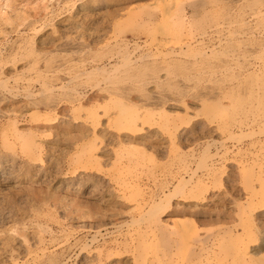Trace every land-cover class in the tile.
Instances as JSON below:
<instances>
[{
	"label": "rangeland",
	"instance_id": "rangeland-1",
	"mask_svg": "<svg viewBox=\"0 0 264 264\" xmlns=\"http://www.w3.org/2000/svg\"><path fill=\"white\" fill-rule=\"evenodd\" d=\"M65 1L67 4H64ZM73 1L0 0V11L4 12L0 15L5 14L7 21L9 15L10 21L15 19L11 21L13 25L0 16V81L6 80L14 94L9 91L0 92L3 95L0 115L6 114L0 117V170L12 174L6 185H0V210L5 209L0 211L3 212L0 213V247L13 249L16 255L6 264H45V258L51 251L50 255L56 253L54 256L58 258L57 264H113L120 258L119 253L124 248L127 251L123 256L129 259L130 264H163L166 259H157L148 252L160 248L167 236L161 229L152 228V224L143 217L160 200L166 204V194L182 178L189 180L187 169L191 175L193 172L196 175L187 182L186 187H197L191 193L189 189H183L185 193L174 196L171 206H165L163 213L158 211V217L168 219L173 216L182 220L189 217L197 230L194 234L203 239L210 237L213 243L206 244L208 247L203 250L201 257L205 264H248L246 258L250 255V248L259 237L251 214L258 211L257 206L261 201L264 202V43L261 42H264V0H202L208 2V5L198 15L195 13L197 17L188 7L189 0H174L161 7L150 6L155 0ZM179 5H185L184 15H192L191 18H180L183 14L179 11ZM13 10L22 16L16 19L19 16ZM9 11L14 13L13 16ZM149 13L153 16H149ZM201 15L207 17L202 18ZM180 19L184 22L181 27ZM41 21L47 22L46 25ZM160 23L168 26L165 25V29L161 25L163 29L158 27ZM124 38L131 47L136 41L139 42L137 49L129 48V51L134 52L133 57L150 54L143 59L148 64L143 67L150 71L143 67L137 68L134 73L139 74L135 75L136 81L133 84L122 81L126 75L122 73L124 70L113 75H121V78L119 75L117 77L120 79L117 83L119 87L133 85L132 95L127 100L107 92V89L114 91V85L102 81L104 76L100 72L94 71L93 74L90 70L91 74L87 71L89 68L94 70L103 58L106 62H123L120 58L124 52L119 55L115 53L120 48L117 44L123 42ZM187 43L193 47L186 48ZM29 45L35 46L36 55L28 54V57L24 53L25 48H31ZM20 47L24 51L21 52ZM183 48L185 52L179 54L183 60L181 66L171 63L169 68L166 65L167 52H180ZM116 49L117 52H113ZM211 49L213 54H210ZM196 61H199L198 64ZM221 64L231 69L225 67V70L223 67V70ZM147 72L152 74L149 76ZM76 74L79 76L77 82L80 80L85 83L90 78L92 82L85 83L87 96L91 98L97 95L96 99L89 100L91 102L86 100L84 105L67 101L64 97V84H68L69 79ZM43 77L50 82L52 89L55 88L53 90L57 98L53 106L40 104L35 109L29 104L27 91L29 89L35 94L40 93V97ZM98 83L102 86H97ZM91 84L95 86L94 89ZM103 87L104 90H101ZM143 92L149 98L143 97ZM125 110L134 112L139 118V128L142 130L135 132L140 134L137 137L140 138L139 142L138 139L132 142L122 139L123 143L119 134L116 136L118 132L115 133L112 126L117 121L114 117ZM52 121L55 124L50 128ZM177 127H187L188 133L180 137ZM16 129L21 134L19 140L13 137ZM86 131L89 133L85 135ZM186 136L187 140L184 139ZM227 137L230 138L227 140ZM25 138L36 141L37 161L32 159V150L23 144ZM215 214L226 216L228 223H211L208 218ZM220 225H231L233 229L223 236V244L218 248L214 243L216 237L213 231ZM172 236L174 239L179 237L178 234ZM226 242L233 248H228L224 244ZM178 243L186 245L185 239ZM234 245L235 251L232 250ZM100 254L103 256L101 262L96 259ZM263 256H256L251 264H258L256 259ZM35 258H38L36 263Z\"/></svg>",
	"mask_w": 264,
	"mask_h": 264
},
{
	"label": "bare ground",
	"instance_id": "bare-ground-1",
	"mask_svg": "<svg viewBox=\"0 0 264 264\" xmlns=\"http://www.w3.org/2000/svg\"><path fill=\"white\" fill-rule=\"evenodd\" d=\"M3 1H5V0H3ZM7 1H10V0H7ZM28 1V0H27ZM43 1V0H42ZM49 1V0H48ZM64 1V0H63ZM75 1V0H74ZM73 1V2H74ZM79 1V0H78ZM174 0H155V1H153L154 3L152 4V5H150V6H157V5H160V7H161V5H166V4H169V3H172ZM11 2H13V1H11ZM30 2V1H29ZM66 2V1H65ZM94 2H95V0H94ZM97 2V1H96ZM150 2V1H149ZM217 2H218V0H217ZM7 3H9V2H7ZM40 3V2H39ZM75 3V2H74ZM36 4V3H35ZM42 4V3H41ZM49 4V3H48ZM64 4H67V2L66 3H64ZM63 4V5H64ZM182 4V3H181ZM5 5V4H4ZM3 5V6H4ZM11 5V4H10ZM34 5V4H33ZM32 5V6H33ZM185 5H187V4H185ZM185 5L184 6H182L181 7V5H179L180 7H178L179 8V11H181V13L183 14V16H181L180 18H182V17H184V18H186V19H188L190 16H192V15H190L189 17H187L186 15H187V13H186V15H184L185 14V12H186V7H185ZM208 5V2H206V1H202V0H189V2H188V7L189 8H191L192 9V11L194 12V16H195V13H196V15H198L199 13H201L202 12V10H205V8H206V6ZM7 6V5H6ZM13 6V5H12ZM25 6V5H24ZM39 6V5H38ZM263 7V6H262ZM261 7V8H262ZM9 8H10V6H9ZM8 8V9H9ZM12 8V7H11ZM15 8V7H14ZM4 9H5V6H4ZM7 9V8H6ZM7 9V10H8ZM19 9V8H18ZM24 9V8H23ZM27 9V8H26ZM38 9V8H37ZM20 10H22V9H20ZM233 10V9H232ZM2 11V10H1ZM0 11V13H2ZM5 11V13H6V10H4ZM14 11V10H13ZM131 11H132V9H131ZM130 11V12H131ZM176 11V10H175ZM174 11V12H175ZM191 11V10H190ZM191 11V12H192ZM222 11V10H221ZM8 12V11H7ZM14 12H16L17 14L16 15H18L19 13H18V11H14ZM30 12V11H29ZM188 12V11H187ZM252 12H254V11H252ZM4 13V12H3ZM2 13V14H3ZM23 13V12H22ZM22 13H20V14H22ZM28 13V12H27ZM48 13V12H47ZM56 13V12H55ZM152 13H154V12H152ZM152 13H149L148 15L150 16V15H152ZM164 13V12H163ZM173 13V12H172ZM189 13V12H188ZM204 13V12H203ZM231 13V12H230ZM1 14V15H2ZM7 14V13H6ZM9 14H12L10 11H9ZM14 14V13H13ZM13 14H12V16H13ZM37 15L39 14V13H36ZM50 14V13H49ZM53 14V11H52V13H51V15ZM80 14V13H79ZM78 14V15H79ZM83 14V13H82ZM89 14V13H88ZM94 14V13H93ZM100 14V13H99ZM128 14V13H127ZM179 14H180V12H179ZM178 14V15H179ZM205 14H207V13H205ZM258 14V13H257ZM0 15V16H1ZM34 15V14H33ZM44 15H46V13L44 14ZM65 15V14H64ZM87 15V14H86ZM154 15H155V13H154ZM173 15V14H172ZM238 15V14H237ZM247 15V14H246ZM4 16H5V14H4ZM4 16H1L2 18L4 17ZM19 17H17L16 16V19H18V18H20L22 15H18ZM35 16V15H34ZM53 16V15H52ZM72 16V15H71ZM80 16V15H79ZM79 16H78V18H79ZM83 17H84V15H82ZM128 16V15H127ZM153 16V15H152ZM174 16V15H173ZM173 16H172V18H173ZM202 16V18L203 17H207V16H203V15H201ZM233 16V15H232ZM0 17V18H1ZM9 17V19H11L10 18V15L8 16ZM7 17V18H8ZM25 17H26V15H25ZM36 17V16H35ZM35 17H33V18H35ZM81 17V16H80ZM195 17H197V16H195ZM200 17V16H199ZM198 17V18H199ZM230 17V16H229ZM5 18V17H4ZM13 18V17H12ZM22 18H24V17H22ZM32 18V17H31ZM40 18H42V17H40ZM86 18V17H85ZM130 18V17H129ZM163 18V17H162ZM171 18V17H170ZM169 18V19H170ZM177 18V17H176ZM191 18V17H190ZM225 18H228V17H225ZM232 18V17H231ZM6 19V18H5ZM4 19V20H5ZM8 19V21H10ZM43 19V18H42ZM75 19H76V17H75ZM122 19V18H121ZM124 19H126V18H124ZM164 19V18H163ZM195 19V18H194ZM200 19V18H199ZM198 19V20H199ZM205 19V18H204ZM4 20H3V23H5L4 22ZM15 20V19H14ZM13 20V21H14ZM20 20V19H19ZM22 20V19H21ZM20 20V21H21ZM25 20V19H24ZM32 20V19H31ZM50 20V19H49ZM49 20H47V21H49ZM53 20V19H52ZM71 20V19H70ZM70 20H68V21H70ZM82 20H83V18H82ZM120 20V19H119ZM153 20V19H152ZM151 20V21H152ZM155 20H156V18H155ZM162 20V19H161ZM172 20V19H171ZM177 20V19H176ZM178 20H179V16H178ZM177 20V24H179L180 22ZM181 20V19H180ZM184 20V19H183ZM227 20H229V19H227ZM6 21H7V19H6ZM7 21V22H8ZM12 21V20H11ZM10 21V24L13 22H11ZM26 21V20H25ZM30 21V20H29ZM34 22H35V19L33 20ZM44 21H46V20H44ZM75 21V20H74ZM96 21V20H95ZM174 21V20H173ZM185 21V20H184ZM187 21V20H186ZM201 21V20H200ZM206 22H207V20H205ZM233 21V20H232ZM240 21V20H239ZM0 22L2 23V21H1V19H0ZM6 22V23H7ZM42 22V21H41ZM52 22V21H51ZM64 22V21H63ZM78 22H79V20H78ZM82 22V21H81ZM153 22V21H152ZM163 22V21H162ZM175 22V21H174ZM173 22V24H175V25H177L176 23H174ZM183 21L181 20V24H180V27H181V25L184 23H182ZM196 22V21H195ZM205 22V23H206ZM234 22V21H233ZM238 22V21H237ZM243 22V21H242ZM0 23V24H1ZM9 23V22H8ZM7 23V24H8ZM15 23V22H14ZM23 23V22H22ZM21 23V24H22ZM25 23V22H24ZM26 23H27V21H26ZM25 23V24H26ZM33 23V22H32ZM31 23V24H32ZM43 24H45L46 25V23H44V22H42ZM48 23H50V22H48ZM65 23H66V21H65ZM68 23V22H67ZM90 23V22H89ZM13 24V23H12ZM35 24V23H34ZM39 24H40V22H39ZM51 24V23H50ZM196 24V23H195ZM247 24H249V23H247ZM9 25V24H8ZM14 25V24H13ZM13 25H12V27H13ZM15 25H17V24H15ZM19 25V24H18ZM27 25V24H26ZM37 25V24H36ZM44 25V26H45ZM69 25V24H68ZM115 25H117V24H115ZM162 24L160 23V24H158V27L159 26H161ZM166 24H164V25H162L163 27L165 26ZM199 25V24H198ZM205 25H207V24H205ZM204 25V26H205ZM218 25V24H217ZM232 25H233V23H232ZM2 26V25H1ZM10 26V25H9ZM21 26V25H20ZM24 26V25H23ZM42 26V25H41ZM161 26V27H162ZM166 26H168V25H166ZM166 26H165V29H166ZM200 26V25H199ZM215 26V25H214ZM253 26V25H252ZM11 27V26H10ZM15 27V26H14ZM28 27L30 28V25H28ZM38 27V26H37ZM59 27V26H58ZM113 27H115V26H113ZM162 27V28H163ZM206 27V26H205ZM230 27V26H229ZM247 27V26H246ZM27 28V27H26ZM45 28V27H44ZM116 28V27H115ZM179 28V27H178ZM183 28V27H182ZM223 28V27H222ZM235 28V27H234ZM244 28V27H243ZM253 28V27H252ZM23 29V28H22ZM21 29V30H22ZM43 29V28H42ZM70 29V28H69ZM164 29V28H163ZM198 29V28H197ZM229 29V28H228ZM246 29V28H245ZM4 30V29H3ZM18 30V29H17ZM17 30H15V31H17ZM28 30V29H27ZM30 30V29H29ZM14 31V32H15ZM54 31V30H53ZM86 31V30H85ZM164 31V30H163ZM213 31V30H212ZM216 31V30H215ZM219 31V30H218ZM12 32V31H11ZM22 32V31H21ZM26 32V31H25ZM33 32H35L34 31V28H33ZM89 32V31H88ZM156 32H157V30H156ZM165 32V31H164ZM169 32V31H168ZM203 32V31H202ZM217 32V31H216ZM18 33V32H17ZM95 33V32H94ZM219 33V32H218ZM228 33V32H227ZM235 33V32H234ZM233 33V34H234ZM11 34V33H10ZM36 34V33H35ZM63 34V33H62ZM157 34V33H156ZM168 34V33H167ZM202 34H205V32H203ZM222 34V33H221ZM241 34V33H240ZM245 34V33H244ZM261 34V33H260ZM82 35V34H81ZM201 35V34H200ZM215 35V34H214ZM225 35V34H224ZM232 35V34H231ZM253 35V34H252ZM152 36V35H151ZM233 36V35H232ZM18 37H20V36H18ZM17 37V38H18ZM25 37H27V36H25ZM62 37V36H61ZM89 37V36H88ZM213 37V36H212ZM218 37V36H217ZM229 37H231V36H229ZM16 38V37H15ZM67 38V37H66ZM155 38H157L156 37V35H155ZM250 38V37H249ZM22 39H24V38H22ZM27 39H28V37H27ZM31 39V38H30ZM153 39V38H152ZM162 39V38H161ZM164 39V38H163ZM167 39V38H166ZM231 39H232V37H231ZM259 40H260V37L258 38ZM19 40V39H18ZM43 40V39H42ZM69 40V39H68ZM157 40V39H156ZM155 40V41H156ZM239 40V39H238ZM262 40V39H261ZM260 40V41H261ZM264 40V39H263ZM9 41V40H8ZM30 41V40H29ZM29 41H27L28 42V44H30L29 43ZM32 41V40H31ZM35 41V40H34ZM33 41V42H34ZM44 41H45V39H44ZM44 41H43V43H44ZM122 41V40H121ZM136 41V40H135ZM228 41V40H227ZM169 42V41H168ZM226 42V41H225ZM232 42V41H231ZM241 42V41H240ZM262 43H264L263 41H261ZM17 43V42H16ZM25 43V42H24ZM35 43V42H34ZM39 43V42H38ZM42 43V42H41ZM42 43V44H43ZM139 42L138 41H136L135 43H133L132 44V47H134V49H137L138 47H139V44H138ZM153 43H154V40H153ZM210 43V42H209ZM157 44V43H156ZM163 44V43H162ZM34 45V44H33ZM32 45V46H33ZM52 45V44H51ZM230 45V44H229ZM25 47L27 46V45H24ZM30 46V45H29ZM116 46V45H115ZM117 46H119L120 48H118L119 49V51L117 52V49H116V51H114L113 50V52H117V53H115L116 55H119V54H121L122 52H124V54H122L123 55V57L121 56V58L120 59H123V62H121L120 63V61H118V60H115L114 61V63H112L110 60H108L107 62L106 61H104L103 59H101V56L99 57L101 60L100 61H102V63H100L99 65H97V66H95L94 67V70L93 69H90L89 68V70H87V71H90V70H92V72H93V74H94V71H97L98 73L100 72L101 73V76L103 75L104 77L101 79L102 81H105V82H109V84H112V85H114V91H112V90H109V89H107V92H109V94H115V96L116 95H118V96H121L122 98H124V99H128L129 98V96L130 95H132L131 94V92H132V89L134 88H132V86L133 85H129V86H125L124 85V87L123 86H121V87H119L118 86V80H120L119 78H117L118 77V75L120 76V78H121V75L120 74H118L117 76H113V75H115V74H117L120 70H124V72H122V73H126V75H125V77L123 78V80L122 81H125L126 83H129V84H133L135 81H136V78H135V75H137V74H139V73H134V71H136V69L138 68L139 69V67L141 68V67H143V65H145V67H147V65L144 63V58H145V56L147 57L148 55H150V54H146V55H144V53L143 54H141L140 56H138V57H133L132 56V54L134 53L133 51H129V48L131 47V45H130V43L128 42V40L126 41L125 40V38H124V40H123V42H121L119 45L117 44ZM158 46V45H157ZM163 46V45H162ZM184 46V45H183ZM221 46V45H220ZM223 46H225V45H223ZM13 47V46H12ZM11 47V48H12ZM28 47V46H27ZM31 47V46H30ZM34 47L35 46H33V47H31L30 49H28L27 48V50H26V48H25V51L26 52H24V53H26V55L29 57L31 54H34L35 53V50H34ZM77 47V46H76ZM131 47V48H132ZM190 48V47H193V45H191V43H187V46H186V48ZM10 48V49H11ZM21 48V52H22V47H20ZM46 48V47H45ZM67 48V47H66ZM75 48V47H74ZM201 48V47H200ZM234 48H236V47H234ZM17 49V48H16ZM62 49V48H61ZM80 49V48H79ZM79 49H77L76 48V50H79ZM81 49H82V47H81ZM109 49V48H108ZM202 49V48H201ZM230 49V48H229ZM246 49V48H245ZM9 50V49H8ZM175 50V49H174ZM180 50V49H179ZM235 50V49H234ZM238 50V49H237ZM14 51V50H13ZM20 51V50H19ZM24 51V50H23ZM213 49H211L210 50V54L212 53L213 54ZM220 51V50H219ZM222 51V50H221ZM225 51V50H224ZM233 51V50H232ZM231 51V52H232ZM18 52V51H17ZM57 52V51H56ZM76 52H78V51H76ZM110 52V51H109ZM109 52H107V53H109ZM183 52H185L184 51V48H183V50L181 51L180 50V52L178 51H175V52H171L170 51V54H168V52H167V56H168V58H167V60L168 61H166V65H170V66H172V64L171 63H173V64H175L176 66H181V64H182V62H183V60L181 61V59H180V56H179V54H181V53H183ZM203 52V51H202ZM214 52H215V50H214ZM235 52V51H234ZM241 52V51H240ZM244 52V51H243ZM0 53H1V51H0ZM37 53V52H36ZM36 53H35V55H36ZM107 53H105V54H107ZM161 53V52H160ZM187 53V52H186ZM204 54H205V52H203ZM222 53V52H221ZM220 53V54H221ZM224 53V52H223ZM242 53V52H241ZM7 54V53H6ZM15 54H17L16 52H15ZM28 54H30V55H28ZM63 54V53H62ZM74 54V53H73ZM111 54V53H110ZM200 55H201V53H199ZM198 54V55H199ZM225 54V53H224ZM247 54V53H246ZM9 55V54H8ZM11 55V54H10ZM18 55V54H17ZM16 55V56H17ZM22 55V54H21ZM25 55V56H26ZM97 55V54H96ZM102 55H104V54H102ZM112 55V57H113V55L114 54H111ZM183 55V54H182ZM194 55H196V54H194ZM206 55H208V54H206ZM226 55V54H225ZM115 56V55H114ZM157 56H158V54H157ZM203 56H205V55H203ZM224 56V55H223ZM7 57V56H6ZM10 57V56H9ZM21 57V56H20ZM24 57V56H23ZM33 57V56H32ZM116 57V56H115ZM151 57H155V56H151ZM150 57V58H151ZM194 57V56H193ZM200 57V56H199ZM236 57V56H235ZM243 57V56H242ZM262 57V56H261ZM2 58H3V56H2ZM8 58V57H7ZM14 58H15V55H14ZM34 58V57H33ZM106 58V57H105ZM148 58V57H147ZM183 58V57H182ZM192 58V57H191ZM219 58V57H218ZM231 58V57H230ZM17 59V58H16ZM16 59H13V60H16ZM19 59V58H18ZM97 59V58H96ZM203 59V58H202ZM206 59V58H205ZM225 59V58H224ZM238 59V58H237ZM237 59H235V60H237ZM34 60H35V58H34ZM87 60V59H86ZM148 60V59H147ZM151 60V59H150ZM165 60H166V58H165ZM207 60V59H206ZM79 61V60H78ZM186 61V60H185ZM200 61V60H199ZM198 61V62H199ZM221 61V60H220ZM244 61V60H243ZM51 62V61H50ZM97 62V61H96ZM197 62V61H196ZM198 62H197V64H198ZM202 62H203V60H202ZM210 61H208V63H209ZM246 62V61H245ZM12 63V62H11ZM82 63V62H81ZM97 63H99V61L97 62ZM147 63V62H146ZM153 63V62H152ZM163 63V62H162ZM186 65H189V64H187V62H184ZM192 63V62H191ZM194 63V62H193ZM192 63V64H193ZM203 63H205V62H203ZM206 63H207V61H206ZM239 63V62H238ZM3 64V63H2ZM7 64V63H6ZM30 64V63H29ZM96 64V63H95ZM156 64V63H155ZM180 64V65H179ZM3 65H5V64H3ZM80 65V64H79ZM84 65V64H83ZM184 65V64H183ZM222 65V64H221ZM220 65V67L224 70V68L226 67V68H228V65H222L221 66ZM233 65V64H232ZM235 65V64H234ZM237 65V64H236ZM258 65V64H257ZM263 65V64H262ZM92 66V65H91ZM151 66H153V64L152 65H150V67ZM170 66H169V68H170ZM145 67H143L144 68V70H148V68H145ZM150 67H149V69H150ZM158 67V66H157ZM161 67V66H160ZM165 67V66H164ZM164 67H163V69H164ZM191 67V66H190ZM190 67H188V68H190ZM193 68H194V66H192ZM218 67H219V65H218ZM224 67V68H223ZM229 67H231V66H229ZM82 68V67H81ZM93 68V67H92ZM187 68V67H186ZM221 68H220V70H221ZM226 68H225V70H226ZM243 68V67H242ZM0 69H1V67H0ZM78 69H80V68H78ZM137 69V70H138ZM157 69V68H156ZM181 69V68H180ZM179 69V70H180ZM211 69V68H210ZM228 69H231V68H228ZM259 69H262V68H259ZM81 70V69H80ZM83 70V69H82ZM155 70V69H154ZM165 70V69H164ZM168 70V69H167ZM202 70V69H201ZM38 71V70H37ZM79 71V70H78ZM84 71H85V69H84ZM86 71V72H87ZM141 71V70H140ZM140 71H138V72H140ZM148 71H150V70H148ZM160 71V70H159ZM197 71V70H196ZM205 71V70H204ZM233 71V70H232ZM237 71V70H236ZM64 72H66V71H64ZM86 72H84L83 74H86ZM91 72V71H90ZM92 72H91V74H92ZM142 72V71H141ZM146 72V71H145ZM145 72L143 73V74H145ZM152 72H155V71H152ZM195 72V71H194ZM208 72V71H207ZM217 72V71H216ZM237 72H240V71H237ZM2 73V72H1ZM47 73V72H46ZM81 73H82V71H81ZM81 73H77V74H80L81 75ZM89 73V72H88ZM119 73H121V72H119ZM190 73V72H189ZM192 73V72H191ZM221 73V72H220ZM75 75L74 77H71V79H69L70 81H68V80H66V81H68V84L67 83H65L64 84V86H65V98L66 99H68L67 101H70L71 103H76V104H78V105H84L83 104V102L84 101H86V100H91V99H93V98H95L96 99V97L95 96H97V95H94V97H91V98H89L88 96H87V86H85V83L87 82V81H91L90 80V78H88L89 80H86L85 81V83L82 81V82H77V78L79 77L78 75ZM90 74V73H89ZM141 74V73H140ZM142 74V75H143ZM146 74H148V72L146 73ZM150 74H152V73H150ZM150 74H148L149 76H150ZM164 74V73H163ZM209 74V73H208ZM247 74V73H246ZM100 75V74H99ZM98 75V76H99ZM156 75V74H155ZM172 75V74H171ZM177 75V74H176ZM197 75V74H196ZM4 76V75H3ZM66 76H68V75H66ZM78 76V77H77ZM144 76V75H143ZM148 76V77H149ZM168 76V75H167ZM200 76V75H199ZM233 76V75H232ZM2 77V76H1ZM89 77H90V75H89ZM100 77V76H99ZM141 77V76H140ZM145 77V76H144ZM143 77V78H144ZM147 77V78H148ZM198 77V76H197ZM214 77V76H213ZM220 77V76H219ZM7 78V77H6ZM14 78V77H13ZM35 78V77H34ZM80 78H81V76H80ZM93 78V77H92ZM95 78V77H94ZM146 78V79H147ZM150 78H153V77H150ZM184 78V77H183ZM211 78V77H210ZM217 78V77H216ZM19 79H20V77H19ZM97 79V78H96ZM139 79V78H138ZM145 79V78H144ZM156 79V78H155ZM188 79V78H187ZM240 79V78H239ZM10 80V79H9ZM94 80V79H93ZM101 80H96L97 82H101ZM142 80V79H141ZM184 80H186V79H184ZM183 80V81H184ZM193 80V79H192ZM207 80V79H206ZM237 80V79H236ZM6 81V80H5ZM4 80L3 81H0V92L2 91H4L5 93L6 92H10V93H12L13 94V92H12V90H10V88H8V86H7V83L5 82ZM17 81V80H16ZM65 81V82H66ZM96 81H93L94 83L96 82ZM137 81H139V80H137ZM145 81V80H144ZM148 82H150L151 81V79H150V81L149 80H147ZM158 81H159V79H158ZM226 81H228V80H226ZM251 81V80H250ZM25 82V81H24ZM33 82V81H32ZM39 82V81H38ZM92 82V81H91ZM104 82V83H105ZM152 82V81H151ZM187 82V81H186ZM192 82V81H191ZM240 82V81H239ZM40 83V82H39ZM50 82H47V80L43 77L42 78V92H41V96L39 97V94L40 93H37L36 92V94L35 93H33L32 91H30L29 89H28V91H27V94H28V96H29V104L32 106V107H35V109H36V107H38V106H40V104H45L44 106H48V107H51V106H53V103L56 101L55 100V97L57 96V94L56 93H54V90L53 89H55L54 87H53V89H52V86H51V84H49ZM103 83V84H104ZM138 84H139V82H137ZM136 83V84H137ZM141 83V82H140ZM9 84V83H8ZM11 84V83H10ZM37 84V83H36ZM87 84H89V83H87ZM138 84H137V86H138ZM144 84L146 85V82H144ZM154 84V83H153ZM160 84V83H159ZM179 84V83H178ZM259 84V83H258ZM12 85V84H11ZM101 85V83H98L97 84V86H100ZM105 85V84H104ZM108 85V84H107ZM117 85V86H116ZM119 85H120V81H119ZM122 85V84H121ZM141 85H143L142 83L140 84V86ZM144 85V86H145ZM173 85V84H172ZM199 85V84H198ZM220 85V84H219ZM57 86V85H56ZM85 86V87H84ZM91 86H92V89H94V87L95 86H93L92 84H91ZM102 86V85H101ZM179 86V85H178ZM228 86V85H227ZM235 86H237V84L235 85ZM63 87V86H62ZM82 87H84V88H82ZM105 87V86H104ZM104 87H103V89L101 88V90H104ZM107 87V86H106ZM105 87V88H106ZM110 87H112V86H110ZM146 87V86H145ZM221 87V86H220ZM241 87V86H240ZM100 88V87H99ZM141 88H142V86H141ZM185 88V87H184ZM11 89H12V87H11ZM90 90H92L91 88H89ZM146 89V88H145ZM166 89V88H165ZM235 89V88H234ZM17 90V89H16ZM15 90V91H16ZM64 90V89H63ZM100 90V91H101ZM147 90V89H146ZM182 90V89H181ZM188 90V89H187ZM14 91V92H15ZM62 91V90H61ZM134 91V90H133ZM143 91V90H142ZM177 91V90H176ZM175 91V92H176ZM189 91V90H188ZM1 92V93H2ZM3 92V93H4ZM8 92V93H9ZM23 92V91H22ZM93 92V91H92ZM0 93V101L2 100V94ZM89 93H91V92H89ZM88 93V94H89ZM137 93V92H136ZM201 93V92H200ZM205 93V92H204ZM11 94V95H12ZM103 94V93H102ZM141 94H144V92L143 93H141ZM145 94H146V92H145ZM144 94V96L143 97H148L149 98V96H147V94L145 95ZM241 94V93H240ZM8 95V94H7ZM14 95V94H13ZM134 95V94H133ZM139 95V94H138ZM137 95V96H138ZM212 95V94H211ZM23 96V95H22ZM101 96V95H100ZM157 96V95H156ZM160 96V95H159ZM166 96V95H165ZM169 96V95H168ZM184 96V95H183ZM195 96V95H194ZM201 96V95H200ZM26 97V96H25ZM3 98H5V97H3ZM19 98V97H18ZM57 98V97H56ZM98 98V97H97ZM160 98V97H159ZM167 98V97H166ZM137 99V98H136ZM150 99H152V98H150ZM181 99V98H180ZM99 100V99H98ZM141 100V99H140ZM146 100V99H145ZM154 100H156V99H154ZM167 100V99H166ZM169 100V99H168ZM174 100V99H173ZM177 100V99H176ZM130 101H132V100H130ZM143 101V100H142ZM148 101V100H147ZM147 101H146V103H147ZM149 101H151V100H149ZM158 101V100H157ZM87 102V101H86ZM89 102H91V101H89ZM137 102V101H136ZM153 102V101H152ZM166 102V101H165ZM0 103H2V102H0ZM140 103V102H139ZM142 103V102H141ZM149 103V102H148ZM155 103V102H154ZM70 104V103H69ZM126 104V103H125ZM143 104V103H142ZM144 104H145V102H144ZM15 105V104H14ZM137 105V104H136ZM141 105V104H140ZM146 105V104H145ZM140 107H143V106H140ZM23 108V107H22ZM111 108V107H110ZM10 109H12V108H10ZM17 109V108H16ZM29 110V109H28ZM55 111H56V109H55ZM1 112V111H0ZM23 112V111H22ZM28 114V113H27ZM6 115V114H5ZM5 115H3V114H1L0 115V117H3V116H5ZM10 118V117H9ZM7 119V118H6ZM114 119H116L117 121L114 123V124H112V126H113V128H114V131H115V133L116 132H118V133H116V136L118 135L119 137H121V140L123 139H126V140H129V142H132V141H135L136 139H138V142L140 141V138H137L138 136H140V134L139 135H137L135 132H137V131H140V130H142V129H140L139 128V118L137 117V115L134 113V112H132V111H123V112H120L118 115H117V117H114ZM251 119V118H250ZM94 121V120H93ZM199 121V120H198ZM57 123V122H56ZM89 123V122H88ZM53 124H55V122H51L50 123V128H51V125L53 126ZM192 124V123H191ZM205 124V123H204ZM63 125V124H62ZM80 125V124H79ZM193 125H197V124H193ZM193 125H192V127H193ZM244 125V124H243ZM1 126V125H0ZM49 126V125H48ZM85 126V125H84ZM242 126V125H241ZM263 126H264V124H263ZM77 127V126H76ZM80 127H83V126H80ZM87 127V126H86ZM144 127V126H143ZM205 127V126H204ZM246 127V126H245ZM79 128V127H78ZM78 128H75V129H78ZM23 129V128H22ZM84 129H86V128H84ZM87 129H89L90 130V128H87ZM18 129H16V133H14V135H13V137H14V139H16V140H19V138L21 137V134H19V132L17 131ZM38 130V129H37ZM48 130V129H47ZM97 130V129H96ZM147 130V129H146ZM55 131V130H54ZM68 131V130H67ZM83 132L85 131V130H82ZM92 131V130H91ZM157 131V130H156ZM177 131H178V135H180V137H183V136H185L187 133H188V128L187 127H177ZM256 131V130H255ZM81 132V131H80ZM80 132H79V134H80ZM87 132L88 131H86V133H85V135L87 134ZM104 132V131H103ZM62 133V132H61ZM74 133V132H73ZM89 133V132H88ZM155 133V132H154ZM159 133V132H158ZM233 133V132H232ZM81 134H82V132H81ZM141 134H143V133H141ZM193 134V133H192ZM192 134H190V135H192ZM195 134V133H194ZM66 135V134H65ZM85 135H83V136H85ZM106 135H108V134H106ZM157 135V134H156ZM244 135V134H243ZM249 135V134H248ZM261 135V134H260ZM75 136V135H74ZM81 136V135H80ZM111 136V135H110ZM115 136V137H116ZM160 136V135H159ZM195 136V135H194ZM235 136V135H234ZM77 137H78V135H77ZM77 137H75V138H77ZM109 137V136H108ZM112 137V136H111ZM152 137V136H151ZM155 136L153 135V138H154ZM190 137V136H189ZM221 137V136H220ZM74 138V137H73ZM72 138V139H73ZM82 138V137H81ZM117 138V137H116ZM157 138V137H156ZM186 138V139H185ZM187 136L186 137H184V139L185 140H187ZM230 137H227L226 139L228 140ZM65 139V138H64ZM80 139V138H79ZM108 139V138H107ZM142 139V138H141ZM144 139V138H143ZM160 139V138H159ZM174 139V138H173ZM196 139V138H195ZM210 139V138H209ZM232 139V138H231ZM24 140V142H23V144L26 146V147H28V148H30L31 150H32V159L33 160H38V157H36V149L38 148V145H37V143H36V141L34 140V139H23ZM114 140H116V139H114ZM122 140V141H123ZM125 140V141H126ZM147 140H148V138H147ZM157 140V139H156ZM164 140V139H163ZM179 140H181L180 138H179ZM224 140V139H223ZM235 140V139H234ZM238 140V139H237ZM59 141V140H58ZM76 141V140H75ZM160 141V140H159ZM184 141V140H183ZM108 142H109V139H108ZM112 142V141H111ZM119 142V141H118ZM151 142H152V138H151ZM155 142V141H154ZM186 142V141H185ZM192 142V141H191ZM74 143V142H73ZM110 143V142H109ZM123 143H124V141H123ZM143 143H150V142H143ZM224 143V142H223ZM111 144V143H110ZM152 144V143H151ZM155 144V143H154ZM52 145V144H51ZM147 145V144H146ZM158 145V144H157ZM54 146V145H53ZM57 146V145H56ZM225 146V145H224ZM151 147V146H150ZM161 147V146H160ZM159 147V148H160ZM163 147V146H162ZM222 147V146H221ZM105 148V147H104ZM149 148V147H148ZM152 148V147H151ZM154 148H156L155 146H154ZM264 148V147H263ZM51 149H53V148H51ZM106 149V148H105ZM158 149V148H157ZM207 149V148H206ZM153 150V149H152ZM204 150V149H203ZM210 150V149H209ZM208 150V151H209ZM183 152V151H182ZM219 152V151H218ZM97 154V153H96ZM193 154V153H192ZM212 154V153H211ZM225 154V153H224ZM202 155V154H201ZM203 155H205V154H203ZM104 156V155H103ZM220 156V155H219ZM45 157V156H44ZM163 157V156H162ZM221 157V156H220ZM109 158V157H108ZM191 158H193L192 156H191ZM202 158V157H201ZM16 159V158H15ZM189 159V158H188ZM103 160V159H102ZM125 160V159H124ZM134 160V159H133ZM207 160V159H206ZM206 160H205V162H206ZM1 161V160H0ZM20 161V160H19ZM225 161V160H224ZM5 163V162H4ZM36 163V162H35ZM105 163V162H104ZM184 164V163H183ZM191 164V163H190ZM224 164V163H223ZM8 165V164H7ZM6 165V166H7ZM13 165V164H12ZM2 166V165H1ZM27 166V165H26ZM202 166V165H201ZM200 166V167H201ZM9 168H10V166H9ZM5 169V168H4ZM24 169V168H23ZM203 169V168H202ZM8 170V169H7ZM185 171V170H184ZM198 171V170H197ZM209 171V170H208ZM93 172V171H92ZM177 172V171H176ZM226 172V171H225ZM17 173V172H16ZM186 173L189 175V180L187 179H185V178H182V180H180L179 181V183H178V185L177 186H175V188L173 189V190H170L169 191V193L168 194H166L167 195V199L168 200H165V203L166 204H164L162 201L163 200H160L161 202H158L155 206L154 205H152L153 206V208H152V210L151 211H149L147 214L146 213H144V214H146L145 215V217H143V218H145L146 219V221L147 222H150L152 225L151 226H153L152 228H158V229H161L162 231H163V233L167 236V238H166V236L164 235V238H166V241L163 243V245L160 247V248H156V249H153L152 251H149L148 252V254H150L152 257H155V258H161V259H166V261L163 263V264H205L202 260H204V259H201V257H202V252H203V250L204 249H206L208 246L206 245V244H208V243H213V240L210 238V237H207V238H205V239H203V238H201V237H199V235H197L196 233L194 234V232H196L197 230H196V228H195V225H194V222H191L190 221V218L188 217V218H186V219H183L182 220V218L180 219V218H174L173 216H171V217H169L168 219H163V218H161L160 216L158 217V213L159 212H162V210L164 209V207L166 206V207H170L171 206V202H172V200H173V198H174V196H178V194L179 193H185V191H183V189L184 190H186V188H187V191H188V189H189V193H191V192H193L192 190H194L195 189V187H197L196 185L195 186H191V187H186L187 185L186 184H188L187 182H190V180H192L193 179V177H194V175H196V174H194V172H193V175H191L190 173H189V171H188V169L186 170ZM230 173V172H229ZM253 174V173H252ZM71 175V174H70ZM95 177V176H94ZM11 178H12V174H11V172L10 171H7V172H5V171H3V170H0V185L2 186V185H6L10 180H11ZM228 178V177H227ZM226 178V179H227ZM213 179V178H212ZM182 182V183H181ZM167 183V182H166ZM169 183V182H168ZM256 183V182H255ZM170 184H171V182H170ZM232 184V183H231ZM218 185V184H217ZM230 186V185H229ZM5 187V186H4ZM95 187V186H94ZM98 187V186H97ZM228 187V186H227ZM231 187V186H230ZM229 187V188H230ZM1 188V187H0ZM234 188V187H233ZM2 189V188H1ZM77 190V189H76ZM231 190V189H230ZM7 191V190H6ZM75 191V190H74ZM186 191V192H187ZM233 191V190H232ZM77 192V191H76ZM107 192V191H106ZM168 192V191H167ZM187 192V193H188ZM224 192V191H223ZM79 193V192H78ZM91 193V192H90ZM112 193V192H111ZM164 193V192H163ZM86 194V193H85ZM212 194V193H211ZM221 194V193H220ZM15 195V194H14ZM180 195V194H179ZM104 196V195H103ZM216 196V195H215ZM111 197V196H110ZM207 197V196H206ZM212 197H213V195H212ZM4 198V197H3ZM2 199V198H1ZM5 199V198H4ZM104 199H105V197H104ZM214 199V198H213ZM251 199V198H250ZM116 200V199H115ZM114 200V201H115ZM208 200H209V198H208ZM2 201H3V199H2ZM5 201V200H4ZM24 201V200H23ZM72 201V200H71ZM210 201V200H209ZM6 202V201H5ZM213 202V201H212ZM250 202V201H249ZM248 202V203H249ZM258 202H259V200H258ZM4 203V202H3ZM70 203V202H69ZM81 204V203H80ZM102 204V203H101ZM164 204V205H163ZM192 204V203H191ZM244 204V203H243ZM183 205V204H182ZM250 205V204H249ZM180 206V205H179ZM185 206V205H184ZM184 206H182V207H184ZM0 207H1V205H0ZM2 207H3V205H2ZM10 207V206H9ZM190 207H194V206H190ZM177 208V207H176ZM215 208V207H214ZM3 209V208H2ZM1 209V210H2ZM150 209V208H149ZM188 209H189V207H188ZM191 209H195V208H191ZM190 209V210H191ZM238 209V208H237ZM0 210V211H1ZM3 210H5V209H3ZM180 210V209H179ZM181 210L183 211V209L181 208ZM180 210V211H181ZM185 210H186V208H185ZM189 210V211H190ZM202 210V209H201ZM257 210L258 211H253L252 212V218H253V220H254V223H255V226H256V231H257V234H259V237H257L256 238V240H255V245L254 246H252L251 248H250V255H248V258H246V260L248 261V264H251V261L252 260H254V258H256V256H258V255H260V254H264V202L263 201H261L260 203H259V206H257ZM159 211V212H158ZM192 211V210H191ZM204 211V210H203ZM245 211V210H244ZM10 212V211H9ZM177 212V211H176ZM213 212V211H212ZM211 212V213H212ZM1 214L3 213V212H0ZM163 213V212H162ZM172 213V212H171ZM182 213V212H181ZM196 213V212H195ZM214 213V212H213ZM77 214H79V213H77ZM154 214H158L157 215V218L156 217H154ZM177 214H179V213H177ZM249 213H247V215H248ZM143 215V214H142ZM155 215V216H156ZM161 215V214H160ZM183 216V215H182ZM185 216V215H184ZM78 217V216H77ZM109 217V216H108ZM226 217V216H225ZM225 217H223V216H221L220 214H215V215H211V217H209L208 218V220L211 222V223H217V224H221L222 222H226V223H228L226 220H225ZM247 217V216H246ZM246 217H245V219H246ZM7 218V217H6ZM135 218V217H134ZM205 218H207V217H205ZM90 219V218H89ZM136 219V218H135ZM140 219V218H139ZM194 219V218H193ZM227 219V218H226ZM153 220V221H152ZM229 220V219H228ZM193 221V220H192ZM205 221V220H204ZM241 221V220H240ZM239 223V222H238ZM238 223H236V225H238ZM249 223V222H248ZM205 224V223H204ZM211 225V224H210ZM248 225V224H247ZM131 226V225H130ZM181 227V228H180ZM199 227H200V225H199ZM93 228V227H92ZM99 228V227H98ZM179 228H180V230H179ZM217 228V227H216ZM235 228V227H234ZM233 228H232V226L231 225H225V226H222V225H220L219 227H218V229L217 230H214L213 232L215 233V241H214V243L217 245V247L218 248H220V246L223 244V239H224V237L229 233V231L230 230H232ZM236 229V228H235ZM234 229V230H235ZM239 229V228H238ZM18 231V230H17ZM22 231V230H21ZM252 231V230H251ZM212 232V233H213ZM237 232V231H236ZM235 232V233H236ZM244 232V231H243ZM8 233V232H7ZM233 233V232H232ZM27 234V233H26ZM95 234V233H94ZM99 234V233H98ZM174 234H178L179 235V237H176V239L178 240V241H182V240H184L185 239V241H186V245L184 246V245H182V244H180V243H178V241L176 240V239H174V237L172 236V235H174ZM200 234V233H199ZM36 235V234H35ZM93 235V234H92ZM224 236V237H223ZM235 236L237 237V235H233V237L235 238ZM239 236H240V234H239ZM6 237V236H5ZM4 237V238H5ZM188 237H190V238H188ZM246 237V236H245ZM249 237V236H248ZM247 237V238H248ZM4 238L2 239V240H4ZM11 238V237H10ZM13 238V237H12ZM35 238V237H34ZM93 238H94V236H93ZM233 238V239H234ZM98 239V238H97ZM232 239V238H231ZM246 239V238H245ZM8 240V238L6 239V241ZM15 240V239H14ZM104 240V239H103ZM253 240V239H252ZM36 241V240H35ZM106 241V240H105ZM235 241H237L238 242V240H236L235 239ZM234 241V242H235ZM2 242V241H1ZM34 242V241H33ZM233 242V241H232ZM4 243H6V242H4ZM8 243H9V241H8ZM23 243V242H22ZM21 244V243H20ZM91 244V243H90ZM184 244H185V242H184ZM214 244V245H215ZM224 244H227V247L228 248H233L232 246L231 247H229V244H228V242H226V243H224ZM232 244H234V243H232ZM239 244V243H238ZM249 244V243H248ZM50 245V244H49ZM3 246V245H2ZM4 246H5V244H4ZM10 246V245H9ZM9 246H8V248H9ZM79 246V245H78ZM248 246V245H247ZM21 247V246H20ZM19 247V248H20ZM108 247V246H107ZM186 247V248H185ZM226 247V246H225ZM246 248V247H245ZM76 249V248H75ZM21 250V249H20ZM229 251H231L230 249H228ZM232 250H234L235 251V245H234V249H232ZM247 250V249H246ZM249 250V249H248ZM127 251V249H125L124 248V251L123 252H121V253H119L120 254V258H118V260L114 263L113 262V264H130V261H129V259H126V257H124L123 256V254H125V252ZM104 252V251H103ZM228 252V251H227ZM232 252V251H231ZM239 253V252H238ZM247 253V252H246ZM246 253H244V254H246ZM50 254H52V251L50 252ZM48 255V257H46L45 258V261L47 262V263H45V264H57V259L58 258H56L54 255L56 254V253H54V255ZM229 254V253H228ZM243 254V255H244ZM234 255V254H233ZM15 251L13 250V249H7L6 247L4 248V247H0V264H6V262L7 261H10L11 259H14L15 258ZM122 256V257H121ZM220 256V255H219ZM218 256V257H219ZM255 256V257H254ZM71 257V256H70ZM102 254H100L99 256H96V259L97 260H99L100 262L102 261ZM206 257V256H205ZM242 257V256H241ZM40 258V257H39ZM149 258V257H148ZM204 258V257H203ZM236 258V257H235ZM240 257H238V259H239ZM19 259V258H18ZM38 258H35V260H34V262L36 263V260H37ZM93 259V258H92ZM91 259V260H92ZM95 259V258H94ZM67 260V259H66ZM89 260V259H88ZM87 260V261H88ZM224 260H226V259H224ZM241 261L242 260H245V258L244 259H240ZM257 260V263L258 264H264V256L263 257H258V259H256ZM26 261V260H25ZM41 261V260H40ZM94 261V260H93ZM141 261V260H140ZM163 261V260H162ZM33 262V261H32ZM31 262V263H32ZM144 262V261H143ZM151 262V261H150ZM206 262V261H205ZM229 262V261H228ZM227 262V263H228ZM237 262H239V261H237ZM8 263V262H7ZM60 263V262H59ZM109 263V262H108ZM65 264V263H64ZM84 264V263H83ZM102 264V263H101ZM103 264H106V263H103ZM142 264V263H141ZM229 264V263H228ZM241 264V263H240Z\"/></svg>",
	"mask_w": 264,
	"mask_h": 264
}]
</instances>
